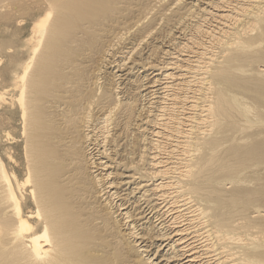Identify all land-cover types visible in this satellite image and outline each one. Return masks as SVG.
Here are the masks:
<instances>
[{"label": "bare ground", "instance_id": "1", "mask_svg": "<svg viewBox=\"0 0 264 264\" xmlns=\"http://www.w3.org/2000/svg\"><path fill=\"white\" fill-rule=\"evenodd\" d=\"M1 7L0 264H264V0Z\"/></svg>", "mask_w": 264, "mask_h": 264}, {"label": "rangeland", "instance_id": "2", "mask_svg": "<svg viewBox=\"0 0 264 264\" xmlns=\"http://www.w3.org/2000/svg\"><path fill=\"white\" fill-rule=\"evenodd\" d=\"M171 1L172 0H168V2H170L171 3ZM189 0H186V2H188ZM1 11H0V16H4V15H2V14H5L6 12H5V10H7V9H5V8H3V7H1V9H0ZM3 11L5 12V13H3ZM4 18L5 17H0V48L2 47V46H5L6 44H8L9 42H10V40H11V36L9 35L10 33H8L9 32V29H10V31H11V29L13 28V26L11 27V25L9 24V22H8V20L5 18V20H4ZM7 23H8V26H7ZM163 23H158L156 26H159V28H157V30H159V31H157V33L159 34V32H161V28H165V26H164V24L162 25ZM161 25V26H160ZM10 27V28H9ZM28 27V26H27ZM6 29H7V31H6ZM156 33V34H157ZM135 75V74H134ZM131 79H134V76L133 77H131ZM224 178H226V175L224 174V176H223ZM229 181H225L224 179H223V187H226L227 185H229V183H228ZM248 233H250V234H252V235H255V230L253 229V230H251L250 232H248Z\"/></svg>", "mask_w": 264, "mask_h": 264}]
</instances>
